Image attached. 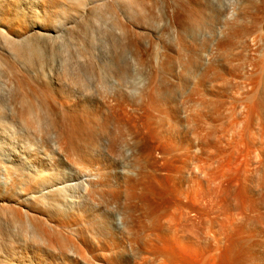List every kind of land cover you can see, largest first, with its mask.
<instances>
[{"label": "bare ground", "instance_id": "obj_1", "mask_svg": "<svg viewBox=\"0 0 264 264\" xmlns=\"http://www.w3.org/2000/svg\"><path fill=\"white\" fill-rule=\"evenodd\" d=\"M263 113L264 0H0V264H125L150 226L138 257H170L226 179L222 215L261 223Z\"/></svg>", "mask_w": 264, "mask_h": 264}, {"label": "rangeland", "instance_id": "obj_2", "mask_svg": "<svg viewBox=\"0 0 264 264\" xmlns=\"http://www.w3.org/2000/svg\"><path fill=\"white\" fill-rule=\"evenodd\" d=\"M261 115L264 116V113ZM256 117H257V115H256ZM260 118H262V116H260ZM256 120H258V118ZM256 125H259V124L257 123L254 126H256ZM263 127H261V125H260V127L257 126L258 129L259 128L262 129ZM257 128H255L256 131L254 130V127H253V131H251L252 129L250 130L251 131V137L254 135L255 137L254 136L253 137H254L255 141L256 142L258 141V143H260L262 141V144L260 143L259 145H260V147H264L263 146L264 145L263 144V142H264V134H263L264 130L261 131V129H260V132H259ZM211 131H213V132H211V135L213 138L211 140L214 142V144H216L215 142L218 143L219 141H221L220 139H222L223 144H221L222 142H219V148L221 150H223L225 148L224 151L225 150L229 151L232 148V146H229V145L235 144V146H233V147H235L236 150L241 151L240 149H242V144L239 143L238 141L235 142L231 132L223 133L221 130L219 131V130H215V129H212ZM261 132H262V134H260ZM260 135H262V136H260ZM216 137L217 138L219 137L217 139L218 141L214 140ZM249 137H250V135H249ZM236 138L237 137H235V139ZM238 139H239V137L236 140H238ZM254 139H252L251 142H253ZM258 139H261V141H259ZM256 142H254V143H256ZM228 143H230V144H228ZM220 144H221V147H220ZM239 144H241V148H240ZM222 145H223V148H222ZM259 145H257V146L259 147ZM214 146H216V145H214ZM213 148H216V147H213ZM217 148H218V146H217ZM243 148H244V145H243ZM220 149H219V151L217 149L212 150L213 151L212 154L210 152V154L212 156V159L210 158V161L212 162V166H211L212 174L215 171L214 174H216V177L218 179H220V176H222L225 172L228 174V175L226 174V176L228 177L229 175L232 174V172L234 170H236L234 168H232L234 170H230V168L232 166L237 168V166H238V164L233 165L236 162H238V159H235V157H232L229 152H227L226 154L220 155V153H222V151L220 152ZM254 149H255V147L252 148L253 151H255ZM217 151L220 153H218ZM239 151H237V152L240 153ZM237 152L235 151V153L237 154L236 158H237V156H242L241 153L243 152V149L239 155ZM257 152H258V150H257ZM156 157L160 158L158 155H156ZM232 158H234V159H232ZM239 158H240V160H239V162H240L243 157H239ZM232 160L235 163H233ZM158 165L161 166V163H158ZM230 171H232V172H230ZM260 173L257 175V177L260 176ZM231 176H233V174ZM230 179L232 180V177ZM226 181H225V183L223 181V184H222V182H219V180H218V182L220 183V185L222 184V186H220V185L215 186V185L219 184V183H217V181L214 182V184L217 183L215 185L213 184V182L211 183V185L213 184L212 187L216 190V191L214 190V193H216V194L219 193V194H217V197H215L216 201L215 200L214 201L209 200V197L205 198V199H200L198 204L202 208V213L198 212L197 210L192 211L191 209H184L183 210V214H184L183 224H185L184 225L185 228L187 229L189 234L192 236L193 241H194V243H192L191 248H185L178 243V245L174 248L173 253L170 257L160 256L158 254L157 250L148 251L147 257H144L143 259L141 257H138L139 256V253H138L139 248H142V246H143L142 245V239L145 238L148 234L154 233L158 230L157 227L150 226V227H147L145 230L140 232L138 242L134 241L135 243H132L130 245V247L135 251V255H134V257H128L125 264H238V263L244 264L245 262H246V264L249 263L250 259L248 260V258H247V257H249L248 256L249 254H247V253H249L248 250L250 248H252V246L255 245L256 248H254V249L257 250L259 248L258 250L261 251L262 247L264 246L263 244H262V247L260 246V243L264 242V241H262V239L264 240V238H263L264 237V229H263V227H264L263 222L264 221L260 220V222L262 224L258 223L259 219L257 218L258 216H256V215L255 216L258 219L257 223H255L256 222L255 220H257V219H255V220L250 219L249 220L247 218L248 217L247 215H246V220H245V218H244L245 215L244 214L241 215L240 211L238 209L237 210L235 209V210H236V213L239 211L238 215L239 214L241 215L240 216L241 218L240 217L239 218L242 221L238 220L239 218H237V216H238L237 214H236L237 216L235 217L236 221H234L233 216H235V214H234L235 210L229 211V212H232V213H229L230 216L234 214L233 216L230 217L227 213H228L229 208H231V207H229L227 204L228 202H226V203H224V204H227V205H225L226 211H227V213L225 215H227L228 217L231 218L229 220L232 221V219H233L235 224L237 223L236 225L234 224L233 227L231 226V225H233L234 222L233 221H232L233 223L229 222L228 218H225L224 214L222 215V213L226 212L223 209L225 207L223 206V208H220V206H218V204H216V202L220 201L221 197L223 196V192L226 191L227 188L230 186L229 184H231V182L229 183L230 180L226 179ZM224 196H227L229 199L230 193L225 192ZM167 199L168 198H166L164 201H166ZM233 199L235 200L236 198L233 197ZM181 200L184 202H187V200L185 198H182ZM164 201H162V202H164ZM162 202H159L155 206V208L151 211L150 214H156L159 216L160 219L163 220V219H165L166 215L161 211L160 203H162ZM223 210L225 212H222ZM233 211H234V213H233ZM255 216H253V217L255 218ZM117 218H118V221L121 222V217L117 216ZM224 219H226L229 223H231V225L228 224L227 221ZM237 220H238V222H237ZM251 220H253V221L251 222ZM166 222L168 223V220H166ZM226 223L228 225H230L231 227L228 226V228H227V226H225V225H227ZM257 224H259V226ZM174 226L180 228L181 227L180 221L175 222ZM244 230H245V232H244ZM242 231H243V233H242ZM254 233L256 234L255 236H257V237L254 236ZM241 236H243L244 239L247 238L246 241L244 240V242H247V241L248 242L244 243L242 241L244 244L243 243H241V244L237 243L236 241L241 240V238L243 239V237H241ZM236 244L237 245L239 244V246H237ZM247 244L250 245V247ZM256 244H259V245H256ZM241 256H244V257H241ZM245 257H246V259H245Z\"/></svg>", "mask_w": 264, "mask_h": 264}]
</instances>
